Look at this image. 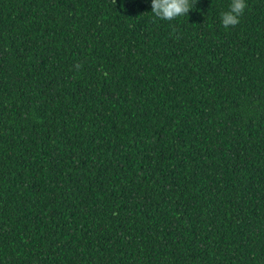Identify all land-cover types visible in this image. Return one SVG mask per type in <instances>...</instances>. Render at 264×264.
<instances>
[{
    "label": "trees",
    "instance_id": "1",
    "mask_svg": "<svg viewBox=\"0 0 264 264\" xmlns=\"http://www.w3.org/2000/svg\"><path fill=\"white\" fill-rule=\"evenodd\" d=\"M0 0V264H264V0Z\"/></svg>",
    "mask_w": 264,
    "mask_h": 264
},
{
    "label": "clouds",
    "instance_id": "2",
    "mask_svg": "<svg viewBox=\"0 0 264 264\" xmlns=\"http://www.w3.org/2000/svg\"><path fill=\"white\" fill-rule=\"evenodd\" d=\"M196 4L193 0H150V14L162 21H173L188 16ZM247 7V0H231L228 10L220 15V23L225 28L235 27L240 23Z\"/></svg>",
    "mask_w": 264,
    "mask_h": 264
}]
</instances>
